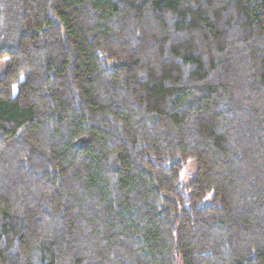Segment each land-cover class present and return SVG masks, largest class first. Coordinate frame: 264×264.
Returning a JSON list of instances; mask_svg holds the SVG:
<instances>
[{
    "label": "trees",
    "instance_id": "16d2710c",
    "mask_svg": "<svg viewBox=\"0 0 264 264\" xmlns=\"http://www.w3.org/2000/svg\"><path fill=\"white\" fill-rule=\"evenodd\" d=\"M0 61V264H264V0H0Z\"/></svg>",
    "mask_w": 264,
    "mask_h": 264
},
{
    "label": "rangeland",
    "instance_id": "374dc122",
    "mask_svg": "<svg viewBox=\"0 0 264 264\" xmlns=\"http://www.w3.org/2000/svg\"><path fill=\"white\" fill-rule=\"evenodd\" d=\"M5 66V61H0V70ZM195 174V163L189 160L182 169L181 180L184 185L188 184Z\"/></svg>",
    "mask_w": 264,
    "mask_h": 264
}]
</instances>
